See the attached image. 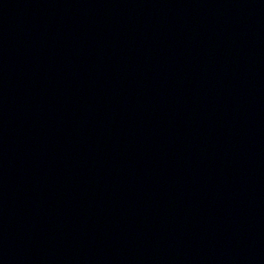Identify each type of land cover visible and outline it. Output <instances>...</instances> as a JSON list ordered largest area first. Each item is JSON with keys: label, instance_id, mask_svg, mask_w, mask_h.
<instances>
[{"label": "water", "instance_id": "water-1", "mask_svg": "<svg viewBox=\"0 0 264 264\" xmlns=\"http://www.w3.org/2000/svg\"><path fill=\"white\" fill-rule=\"evenodd\" d=\"M0 264H264V0H0Z\"/></svg>", "mask_w": 264, "mask_h": 264}]
</instances>
